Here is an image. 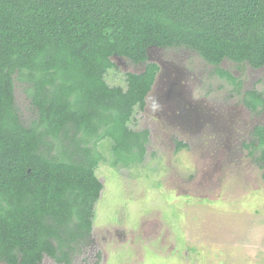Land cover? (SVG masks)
<instances>
[{"label":"trees","instance_id":"trees-1","mask_svg":"<svg viewBox=\"0 0 264 264\" xmlns=\"http://www.w3.org/2000/svg\"><path fill=\"white\" fill-rule=\"evenodd\" d=\"M152 46L193 50L238 89L220 64L264 66V0H0V262L72 264L103 188L98 146L114 168L145 158L149 130L130 123L159 70ZM112 56L144 68L110 85ZM243 102L258 112L264 94L246 90ZM249 139L264 179V124Z\"/></svg>","mask_w":264,"mask_h":264},{"label":"rangeland","instance_id":"rangeland-1","mask_svg":"<svg viewBox=\"0 0 264 264\" xmlns=\"http://www.w3.org/2000/svg\"><path fill=\"white\" fill-rule=\"evenodd\" d=\"M112 60L110 85L123 86L124 72L144 68L126 57ZM148 61L161 70L130 123L149 130L145 158L114 168L109 145L98 146L103 188L91 235L72 264H264L260 152L249 155L243 144L264 124V107L253 112L243 102L246 90L264 94V66L223 60L220 67L241 80L237 89L184 47L151 50ZM16 102L29 123L33 110L18 85ZM42 264L57 263L45 256Z\"/></svg>","mask_w":264,"mask_h":264},{"label":"flooded vegetation","instance_id":"flooded-vegetation-1","mask_svg":"<svg viewBox=\"0 0 264 264\" xmlns=\"http://www.w3.org/2000/svg\"><path fill=\"white\" fill-rule=\"evenodd\" d=\"M163 48H161V47H152V48H149L148 49V58H149V53L151 52V50H162ZM156 63V62H155ZM157 64H158V62H157ZM161 65V64H160ZM158 66H159V64H158ZM161 67H162V65H161ZM159 69H160V66H159ZM161 70V69H160ZM159 71V70H158ZM184 116H185V114H180V116H179V118H176L177 120H182V121H184ZM45 256H47V255H44V257ZM44 257L42 258V261H43V259H44ZM49 257V256H48ZM52 259V258H51ZM42 261H41V263L40 264H42ZM55 261V260H54Z\"/></svg>","mask_w":264,"mask_h":264}]
</instances>
